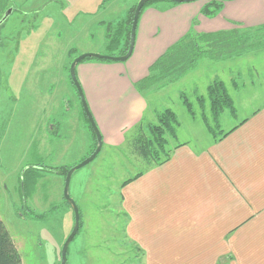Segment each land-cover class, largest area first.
<instances>
[{
  "label": "rangeland",
  "instance_id": "rangeland-1",
  "mask_svg": "<svg viewBox=\"0 0 264 264\" xmlns=\"http://www.w3.org/2000/svg\"><path fill=\"white\" fill-rule=\"evenodd\" d=\"M138 1L7 0L0 17V220L21 264H60L74 211L63 197L65 177L54 170L72 168L93 153L94 132L70 78V64L83 54L105 55L107 26L126 19ZM261 26L250 28L255 30L240 52L210 50L174 82L138 86L147 101L138 124L156 125L158 114L169 109L178 121L169 146L187 142L200 149L213 139L203 117L220 137L263 107ZM215 81L223 84L233 103L232 112L222 111L217 121L207 94ZM181 95L194 115L183 106ZM133 128L127 141L136 135ZM126 145L107 149L102 144L98 155L72 174L68 194L78 208L81 227L68 245L66 264H144L126 235L121 184L146 166ZM31 165L41 170L29 190L21 179Z\"/></svg>",
  "mask_w": 264,
  "mask_h": 264
},
{
  "label": "crops",
  "instance_id": "crops-1",
  "mask_svg": "<svg viewBox=\"0 0 264 264\" xmlns=\"http://www.w3.org/2000/svg\"><path fill=\"white\" fill-rule=\"evenodd\" d=\"M206 2H156L138 18L129 59L75 67L102 148L123 146L141 121L147 101L135 84L179 39L264 25V0L225 1L212 18L201 15ZM233 128L200 149L174 144L168 161L121 190L144 264H264V106Z\"/></svg>",
  "mask_w": 264,
  "mask_h": 264
},
{
  "label": "trees",
  "instance_id": "trees-1",
  "mask_svg": "<svg viewBox=\"0 0 264 264\" xmlns=\"http://www.w3.org/2000/svg\"><path fill=\"white\" fill-rule=\"evenodd\" d=\"M157 0H148L142 7L141 13L152 6ZM231 0H209L203 8L201 9V15L212 18L217 13H219L223 2ZM169 2V1H168ZM7 0H0V17L6 10ZM176 4V3H173ZM136 4L128 11L126 19L120 21L116 27L112 24L108 25L105 33L106 40V53L107 56L119 57L127 53L129 42H130V31L133 13ZM258 31L264 29V25L257 28ZM256 29V31H257ZM250 28L235 27V29L227 31H217L211 33H187L184 37L179 39L174 45L168 48L150 67L148 70V75L135 84V88L138 90V86L149 87L160 80H165L166 82H174L179 79L183 74L189 71L193 67L195 60L204 53L210 50L223 54L224 52L229 53L230 51H239L244 46V43L249 38L247 36L251 33ZM238 54V53H237ZM97 61V62H112L108 60H98L93 58H85L81 62L86 61ZM78 63V64H79ZM139 91V90H138ZM208 99L210 101V112L214 121L218 120L219 115L224 110H229L232 112L233 103L230 96L227 94L226 89L223 84L218 82H213L207 88ZM182 104L186 108L190 115L193 114L191 104L186 100V98L181 95ZM199 101L204 103V99L200 97ZM202 110V114L203 115ZM206 130L213 136L214 141L219 140L229 134L233 129L226 133H221L220 137H216L213 129L210 128L207 120L203 117L202 119ZM178 126V121L176 115L169 109L164 110L158 114L156 125L143 126L138 124L137 127L133 128V140L127 141L125 137L126 147L129 149L130 153L135 157L140 159L143 164H145L146 169L142 172L135 174L132 178L125 180L121 186L129 184L133 180L140 177L148 168L152 166H158L166 161H168L172 154V149L169 146L168 138H175L176 128ZM146 131V132H145ZM94 135V134H93ZM95 143L92 152L96 148V138L94 135ZM30 166V165H28ZM23 172V177L21 179L23 186L28 187L30 190L38 179L39 168L36 165H31ZM71 167H63L60 170L55 169V173H60L63 177ZM52 172V170H51ZM23 186L22 192H23ZM24 189L23 197H27ZM81 223L79 222V228ZM0 264H21V258L18 254L15 245L9 236L3 222L0 220Z\"/></svg>",
  "mask_w": 264,
  "mask_h": 264
},
{
  "label": "water",
  "instance_id": "water-1",
  "mask_svg": "<svg viewBox=\"0 0 264 264\" xmlns=\"http://www.w3.org/2000/svg\"><path fill=\"white\" fill-rule=\"evenodd\" d=\"M148 0H139L136 4L134 13H133V18H132V24H131V31H130V42H129V47H128V51L125 55L123 56H119V57H113V56H107V55H100V54H91V53H87V54H83L80 55L78 57H76L70 64V68H69V74H70V78L78 92L80 101H81V105L83 108V111L88 119V122L90 124L91 129L94 132L95 138H96V148L93 151V153L86 158L85 160H83L80 164L72 167L69 169V171L66 173L65 176V180H64V187H63V197L64 199L72 206L73 211H74V226L73 229L70 233V235L68 236V238L66 239L65 243L62 246L61 249V258H60V264H66V255H67V248L69 243L73 240L74 236L76 235V233L79 230V213H78V208L76 207L74 201L70 198L69 194H68V187H69V182H70V178L72 176V174L82 168L83 166L87 165L88 163H90L100 152L101 150V146H102V142H101V135L99 133V130L97 128V126L94 123L93 117L89 111V108L87 106V103L85 101L83 92L81 90V87L77 81V78L75 76V67L77 66V64L82 61L85 58H93V59H98V60H108V61H112V62H125L127 59H129V57L132 54L133 51V47H134V41H135V33H136V26H137V22H138V18H139V14L140 11L143 7V5L147 2ZM169 2L172 3H177V4H181V3H190V2H195L198 0H168Z\"/></svg>",
  "mask_w": 264,
  "mask_h": 264
}]
</instances>
